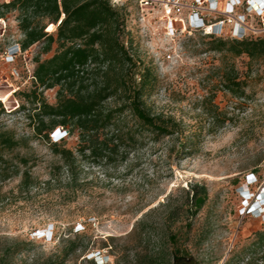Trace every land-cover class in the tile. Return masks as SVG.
<instances>
[{"label":"rangeland","instance_id":"1","mask_svg":"<svg viewBox=\"0 0 264 264\" xmlns=\"http://www.w3.org/2000/svg\"><path fill=\"white\" fill-rule=\"evenodd\" d=\"M110 1L125 13L129 52L156 75L145 106L172 119L174 133L137 131L129 113L125 129L136 136L104 156L82 155L71 133L59 140L77 157L69 171L51 145L57 136L35 134L32 105L19 108L34 60L51 56L56 44L49 53L36 42L11 55L23 33L19 13L7 11L0 18V93L12 96L0 99V132L9 130L19 144L0 143V264H140L161 251L169 264L175 248L190 264H264L257 244L264 217L243 211L240 191L252 172L264 185V61L211 49L219 36H264V12L257 14L252 0H234L229 11L230 0H179L181 11L168 0ZM197 14L205 26H193ZM231 64L246 82L243 97L224 86ZM56 90H43L49 103ZM26 170L31 179L23 182ZM195 183L207 186L208 198L190 217Z\"/></svg>","mask_w":264,"mask_h":264},{"label":"trees","instance_id":"2","mask_svg":"<svg viewBox=\"0 0 264 264\" xmlns=\"http://www.w3.org/2000/svg\"><path fill=\"white\" fill-rule=\"evenodd\" d=\"M10 10L19 13L18 28L23 33L19 45L23 50L42 42L41 52L49 53L56 44L51 56H37L34 60L31 84L19 92L23 97L19 108L24 110L27 104L32 105L29 116L34 132L38 136L44 134L48 141L59 126L65 129L51 145L69 171L77 157L59 140L71 133L78 134L82 155L89 151V155L95 156H104L107 151L119 148L125 137L136 136V131L125 129L129 113L136 119L137 131L145 129L157 136L174 133L172 119L154 114L145 106L144 98L156 75L149 67H142L129 52L126 17L121 7L113 6L110 0H10L0 4V18ZM52 23L56 27L49 32L47 26ZM211 49L226 50L235 56L247 54L250 60L263 62L264 36H219L214 38ZM223 82L235 96L246 94V82L239 78L234 64L225 73ZM54 87L57 94L52 104L43 90ZM4 112L0 100V115ZM109 128L113 129L111 134L105 132ZM0 143L10 148L19 144L9 130L0 132ZM30 179L29 171H24L23 182ZM207 198L208 188L203 183H195L188 189L190 217L203 208ZM188 225L191 227L192 222ZM176 239L171 234L173 243ZM257 244L264 246V231H259ZM167 258L164 252H155L140 264H166ZM190 263L191 258L175 248L169 264Z\"/></svg>","mask_w":264,"mask_h":264},{"label":"built area","instance_id":"3","mask_svg":"<svg viewBox=\"0 0 264 264\" xmlns=\"http://www.w3.org/2000/svg\"><path fill=\"white\" fill-rule=\"evenodd\" d=\"M210 1L212 2V4L217 3V0H210ZM233 1L234 0H230L229 3L227 4V6H226L227 11H229L233 7L232 6ZM256 1L258 2L259 8L255 9V11L257 14L260 15L264 12V0H252L250 2L249 6L250 7L253 6L254 2H256ZM168 5H172L174 9L181 11V8L179 6V0H168ZM169 8H170V12H172L171 6ZM191 22L194 24L193 26L195 28L205 26L204 20L198 14L194 15L192 17ZM209 27L210 26H206V28H209ZM218 28H219V25L215 26L213 31H209L207 33L210 35H214L217 32ZM236 31L238 33H241L240 29H237ZM20 50H23V49H22L21 45H19V44L12 45L8 48V51L11 52V55L20 52ZM31 77L33 79V73L31 74ZM61 128L62 127H58V129H57L58 130L57 138L60 137V135L65 132V130H62ZM255 183H257L256 186L260 185V183H258V179H257L255 173L252 172L249 175H247V177H246V181L244 183V184H246V187H242L240 189L241 195H242V200L244 202L243 211L247 215L252 214L255 216H259V217H264V185H260L258 189H252L251 185H253Z\"/></svg>","mask_w":264,"mask_h":264},{"label":"bare ground","instance_id":"4","mask_svg":"<svg viewBox=\"0 0 264 264\" xmlns=\"http://www.w3.org/2000/svg\"><path fill=\"white\" fill-rule=\"evenodd\" d=\"M253 6H254L255 8H259L258 2H257V1L254 2ZM11 96H12V94H10V93L5 94V95L2 94V93H0V98H1L3 101H5V103H6V102H9V99H10Z\"/></svg>","mask_w":264,"mask_h":264},{"label":"clouds","instance_id":"5","mask_svg":"<svg viewBox=\"0 0 264 264\" xmlns=\"http://www.w3.org/2000/svg\"><path fill=\"white\" fill-rule=\"evenodd\" d=\"M51 135H53L54 137L55 136H58V130L56 129L55 133L53 132ZM55 141V140H54Z\"/></svg>","mask_w":264,"mask_h":264}]
</instances>
